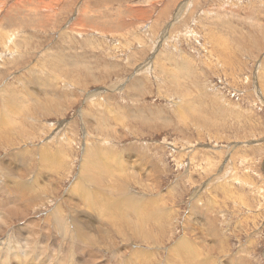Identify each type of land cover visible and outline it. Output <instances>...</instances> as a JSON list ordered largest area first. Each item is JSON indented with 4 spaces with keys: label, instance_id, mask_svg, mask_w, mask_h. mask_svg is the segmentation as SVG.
I'll use <instances>...</instances> for the list:
<instances>
[{
    "label": "rangeland",
    "instance_id": "374dc122",
    "mask_svg": "<svg viewBox=\"0 0 264 264\" xmlns=\"http://www.w3.org/2000/svg\"><path fill=\"white\" fill-rule=\"evenodd\" d=\"M176 68L185 73L172 80ZM12 90L28 105L0 137V172L21 168L12 183L0 173V200L22 201L18 185L28 181L48 200L0 223L6 246L18 245V228L29 232L28 264L175 263L181 238L195 245L199 264H264V0H0V118L17 107ZM87 149L127 175L131 186L109 179L118 189L142 197L144 235L102 218L81 225L97 216L82 198L97 186L80 174ZM44 152L63 156L61 166L55 157L56 165L42 163ZM55 203L68 220L78 213L85 239L68 221L63 240L55 228L46 239L54 244L39 249L46 235L38 219ZM21 245L12 255L0 249L7 264H20Z\"/></svg>",
    "mask_w": 264,
    "mask_h": 264
},
{
    "label": "bare ground",
    "instance_id": "6f19581e",
    "mask_svg": "<svg viewBox=\"0 0 264 264\" xmlns=\"http://www.w3.org/2000/svg\"><path fill=\"white\" fill-rule=\"evenodd\" d=\"M46 9V8H45ZM143 21V20H142ZM16 34V33H15ZM19 34V33H18ZM219 37V36H218ZM10 41V40H9ZM11 42V41H10ZM7 44V43H6ZM103 44V43H102ZM57 60V59H56ZM58 61V60H57ZM56 61V62H57ZM54 63H55V61H54ZM53 63V64H54ZM53 66V65H52ZM58 66V65H57ZM57 66H55V67H57ZM185 66H187L186 64H185ZM181 67V66H180ZM60 68H63L62 69V71L63 72H65L66 70H68L69 68H67L66 67V65L65 66H63V67H59V69ZM182 68V67H181ZM53 69V68H52ZM55 69V68H54ZM57 69V68H56ZM177 69V70H176ZM175 69V71H173L172 72V74H171V79L173 80V78L174 79H176L179 75H181V74H183L184 75V71L182 70V69H178V68H176ZM57 71V70H56ZM181 71V72H180ZM60 73V72H59ZM59 73H57V75L59 74ZM65 74V73H64ZM173 74H174V77H173ZM114 83V82H113ZM45 84H43L42 86L44 87V92H45V94L47 93V91H46V87L44 86ZM48 87V86H47ZM107 89V88H106ZM105 89V90H106ZM102 90V89H101ZM113 90V89H112ZM11 92V93H10ZM9 93H10V95H16V98L18 97L17 95H18V93H14V91L12 90V91H10ZM53 95V94H52ZM51 95V97H53ZM30 96V95H29ZM50 96V95H49ZM31 97L34 99V101L38 98L37 96H33L32 94H31ZM10 99L11 100H13L11 97H10ZM18 99V98H17ZM53 99V98H52ZM52 99H50V98H48V100H47V103H52ZM31 100V99H30ZM17 102L18 103H16V105H17V107H15L14 109H11V110H3L4 111V113H6L5 115H3L2 114V117L0 118V137H3V134L5 135H7L9 132H10V129H11V126H9V123L10 122H13V121H15L16 119H17V115H20L21 117H23L24 116V114H26V112H27V110H26V108H27V105H28V103L27 104H25L23 101H22V99H18L17 100ZM37 102H40V101H37ZM92 102V101H91ZM92 104H93V102H92ZM91 104V105H92ZM94 106V105H93ZM95 106H96V104H95ZM94 106V107H95ZM98 106V105H97ZM4 107V106H3ZM99 107V106H98ZM134 107V106H133ZM100 108V107H99ZM3 109V108H2ZM96 109H98L97 107H96ZM6 111V112H5ZM107 111L110 113V115L113 117V120L116 122V121H119V118H120V116H119V114L117 115V113H114V110L113 109H110V108H107ZM192 112L194 113L195 112V110L193 109L192 110ZM102 113V112H101ZM28 114V113H27ZM31 114V113H30ZM107 114V113H106ZM121 115V114H120ZM1 116V115H0ZM100 117V119H102V117L101 116H99ZM107 119V116H105V117H103V121L104 120H106ZM128 121V120H127ZM120 122H121V119H120ZM15 123H17L16 121H15ZM157 124V123H156ZM130 125V124H129ZM133 125V124H132ZM131 126V125H130ZM129 126V127H130ZM102 127H104V126H102ZM126 127V126H125ZM16 128V127H15ZM127 128V127H126ZM3 129V130H2ZM18 129V130H17ZM16 130H17V132L18 133H21V132H24L25 131V129H21L20 127H18ZM129 129V128H128ZM109 131V129L108 128H106L105 129V132L107 133ZM103 133V132H102ZM13 134V133H12ZM26 134V133H25ZM137 134V133H136ZM9 135V134H8ZM14 135V134H13ZM104 135V134H103ZM103 137V139L105 138V136H102ZM106 139V138H105ZM103 142V141H102ZM106 142V141H105ZM107 144H108V142H107ZM94 145H96V144H94ZM24 146H26V145H24ZM89 147V146H88ZM90 148V147H89ZM26 149V148H25ZM95 150V151H94ZM94 150H91V152H92V154H91V152H88V149L87 150H85L86 152H85V156H84V159H82V164H81V170H80V174H81V176H82V179H83V184H93V185H97L95 188H93V191H95V193L96 194H94L93 192H92V190H89V189H85V194H83L82 195V198H84L85 200H86V202H84L85 204H86V206L88 207V208H90L93 212H95V214L97 215V216H93V217H88L87 216V218L85 219V220H83L82 222H81V225H83L84 226V228H85V226L86 225H90V227L93 225V218H95L96 220L99 218H102V219H107V224H108V226H110L109 228H112V227H116L117 229H115L116 231H123L125 228L128 230V229H130V233H132L133 234V236L135 237V236H139V235H144V234H141L140 233V231H141V225L145 222V220H146V217H147V209L144 207V203H143V199H142V197L141 196H137V197H135V198H132L133 196L131 195V194H129V193H132V192H129L128 191V189H129V187L127 188V189H125L124 191H122L121 189H118L116 186H115V184H114V182H113V180L111 181V180H109L110 178H112L114 175H118V176H120V178H121V180H122V182L123 183H125L127 186L128 185H130V182L131 181H129L130 179L127 177V175H119V174H116L115 172L116 171H120V170H118V169H116V171H114V167H113V165H114V163H115V161H113L112 159H110V157L109 156H107V155H105V156H100V154H99V156L97 155L96 156V154H97V152L98 151H100V149L98 150H96V149H94ZM102 150V149H101ZM90 151V150H89ZM94 151V152H93ZM105 151V150H104ZM23 152H25V151H23ZM99 153H101V152H99ZM110 153V152H109ZM95 155V156H92V155ZM111 154V153H110ZM109 154V155H110ZM44 155H45V152H44ZM52 155V154H51ZM47 156V155H45V156H41V162L42 163H46L47 165L48 164H55L56 165V163H55V161H54V159L55 158H57V161L59 162V165H56V167L58 166V167H60L61 165H60V163H61V161H62V159H63V156ZM102 155H104V154H102ZM20 156V155H19ZM25 156V155H24ZM55 157V158H54ZM120 158V157H119ZM115 160V159H114ZM120 160V159H119ZM119 160H117V161H119ZM122 160V159H121ZM64 161V160H63ZM116 161V162H117ZM19 162H20V160H19ZM124 162V161H123ZM25 163V162H24ZM20 164V163H19ZM123 164V163H122ZM1 165V164H0ZM9 165L11 166V164H7V166H6V173H8V175L7 174H3L2 173V171L0 172L1 174H3V175H5L4 177H3V179L6 177V178H9L10 180L9 181H11V178H10V175L12 174V175H15L16 177H17V175L19 174V171H20V166L19 165H17V168H15V170L14 171H12V170H10L9 169ZM14 165V164H13ZM27 165V164H26ZM117 165V164H116ZM22 166V165H21ZM115 166V165H114ZM119 166V165H118ZM121 166V165H120ZM27 167V166H26ZM57 167V168H58ZM126 167V166H125ZM117 168V167H116ZM127 168V167H126ZM12 169V168H11ZM26 170H27V168H26ZM127 170V169H126ZM28 171V170H27ZM52 171H54V170H52ZM39 174V173H38ZM105 175V176H104ZM14 176V177H15ZM0 177H1V175H0ZM13 177V176H12ZM5 178V179H6ZM21 178V177H20ZM47 179V178H46ZM51 180V179H50ZM53 180H56V179H54L53 178ZM106 180H109V182L108 183H106ZM133 180V179H132ZM17 181H19L18 179H17ZM27 181V180H26ZM52 181V180H51ZM56 182V181H55ZM81 182V181H80ZM138 183H139V181H137ZM5 183H7V182H5ZM11 183H12V181H11ZM68 183V182H67ZM18 184V183H17ZM28 184V185H27ZM27 184H23V183H20V185H18V186H20V190H22L21 192H19L17 195H19L20 196V198H23V200L22 201H16V199H15V197H12L11 195L10 196H7L6 197V199H2V200H0V223H2V224H6L7 225V223H8V219H11V220H13L18 214H20V215H25V213H26V211L28 210V208L30 209V202L31 201H34V200H39V206H42V204H44L45 203V201L47 200V199H43V198H41L39 195H36V193L40 190V188H39V186H37V187H33L32 188V186H34V185H32V183L30 182V181H28L27 182ZM9 185V184H8ZM32 185V186H31ZM108 185H113L115 188V190L117 191V194L115 195V194H113L114 196L112 197V191H109L108 190ZM104 187V189H105V196L102 194V192H101V187ZM131 186V185H130ZM2 187V186H1ZM84 187V186H83ZM88 187V186H87ZM93 187V186H92ZM15 188V187H14ZM97 188H98V191H97ZM107 188V189H106ZM133 188V187H132ZM72 189L73 188H71L70 189V193L72 194ZM142 189V188H141ZM147 189H149V188H147ZM75 190H76V188H75ZM80 190V189H79ZM130 190V189H129ZM7 191V190H6ZM47 190L46 189H44L43 190V192H46ZM49 191V190H48ZM78 192V191H77ZM92 192V194H90ZM115 193V192H114ZM13 195V194H12ZM41 195V194H40ZM93 195L95 196L96 195V197L93 199L92 197H93ZM103 195V196H102ZM131 195V196H130ZM138 195V194H137ZM3 196V195H2ZM79 196H80V194H79ZM103 197L104 199L102 200L101 199V197ZM71 198H73V197H71ZM76 198V197H75ZM97 198V199H96ZM132 198V199H131ZM104 200H105V202H104ZM48 201V200H47ZM46 201V202H47ZM71 201V203H69V205L71 206V207H73L75 210H78V202L77 201H74V200H70ZM80 202V201H79ZM28 203V204H27ZM37 203V202H36ZM106 203V204H105ZM83 204V203H82ZM62 206L63 205H59V204H52V209L51 210H49L48 211V214H46V215H44V216H41V217H39V219H38V223H39V225H44V226H41V229H42V233L44 234L45 233V235L46 236H44L45 237V239L40 243V247H39V249H44V247L46 246V244L48 243V244H50V245H53L54 243L52 242V241H48V240H46V239H49V235H50V233L53 231H55L54 229L56 228L57 230H58V234L56 235L57 237H59L58 239H60L61 238V235H64L65 234V232H66V223L69 221L71 224V226H72V228H73V231H74V234H75V239H77V240H83V239H85V238H83L84 237V233H83V231L82 230H80V228H79V226H78V213L76 212L74 215H72L71 214V211H70V219L68 220V219H66V217H64V214L62 213V212H64L63 211V209H62ZM81 206V205H80ZM143 206V207H142ZM23 207V208H22ZM104 207V208H103ZM67 209V208H66ZM31 210V209H30ZM137 211H139L140 212V214L138 215L137 214ZM142 212V213H141ZM56 213V215H54L53 217H52V215L53 214H55ZM68 213V212H67ZM132 215V216H131ZM15 216V217H14ZM129 217V218H128ZM57 218V219H56ZM59 218H60V220H59ZM131 218V219H130ZM36 219V218H35ZM58 220V224L59 225H53V223H52V221H54V220ZM98 219V220H99ZM102 219L100 220V222L102 221ZM128 219H130L131 221L130 222H128L129 220ZM98 220H97V222H98ZM35 222V221H34ZM57 222V221H56ZM106 222V221H105ZM102 223V222H101ZM103 223H104V220H103ZM25 224V223H24ZM27 224V223H26ZM48 224H50V225H48ZM65 224V225H64ZM94 224H95V222H94ZM97 224H99V223H97ZM97 224H95V225H97ZM5 225V226H6ZM29 225V224H28ZM51 226V227H48V226ZM106 225V224H105ZM104 225V226H105ZM133 227H132V226ZM29 226H31V225H29ZM74 226V227H73ZM101 226V225H100ZM103 226V227H104ZM131 226V227H130ZM88 228V229H91V228ZM97 228H99V227H97ZM21 229V230H20ZM27 229V228H26ZM29 229H31V228H29ZM83 229V228H82ZM99 229H101V228H99ZM1 230V229H0ZM23 229L22 228H18L17 229V236H18V239H19V242H18V245H21L20 243L21 242H23V246L21 245L20 247H21V250H20V252H21V255H22V260H21V262H20V264H28V262H27V259H28V256L30 255V254H28V253H26L27 251H28V248H29V242L28 241H30L31 240V237H30V239H29V234H27V233H29V232H27L26 234L25 233H23V231H22ZM102 230V229H101ZM114 230V229H113ZM28 231V230H27ZM34 232H36V230H33ZM38 231V230H37ZM39 232V231H38ZM38 232H36V234L38 233ZM50 232V233H49ZM56 232V231H55ZM96 232H97V230H96ZM31 233V232H30ZM94 233V232H93ZM98 233V232H97ZM103 233H104V231H103ZM117 233V232H116ZM125 233H126V231H125ZM53 234V233H52ZM119 234V233H118ZM117 234V235H118ZM34 235V234H33ZM99 235H100V233H99ZM98 235V236H99ZM145 235L147 236V238L148 237H150V234L149 233H146L145 232ZM22 236H24V237H22ZM42 236V235H41ZM114 236H116V235H114ZM126 236V235H125ZM125 236H124V238H125ZM155 236V235H154ZM40 237V236H39ZM43 237V236H42ZM88 237V236H87ZM106 238H107V236H105ZM126 237H128V236H126ZM79 238V239H78ZM146 238V239H147ZM8 239V238H7ZM16 239V238H15ZM17 239V240H18ZM24 239V240H23ZM32 239H33V237H32ZM36 239H38V238H35V240ZM42 239V238H41ZM62 239V238H61ZM100 239V238H99ZM158 239V238H157ZM21 240V241H20ZM26 240V241H25ZM57 240V239H56ZM63 240V239H62ZM127 240V239H126ZM149 240V239H148ZM9 242H10V239L8 240ZM61 241V240H60ZM74 241H76V240H74ZM152 241V240H151ZM9 242L7 243V246H6V242L5 243H3V241H0V249H3V250H5L6 248H8V250L6 251V252H4L5 254H13V251H14V249H18V245L17 246H15V247H13V245L10 247V246H8V245H10L9 244ZM57 242V241H56ZM190 241H187L186 239H184V238H181L180 240H179V242L178 243H175L174 244V249H176V252H175V254L177 253V255H175L176 257H175V263H177V264H199V261H200V263H201V260H199L198 258H200V257H198L197 258V256H196V254H194V249H193V247L195 246H192V244H190L189 243ZM17 243V242H16ZM109 243V242H108ZM4 244H5V246H4ZM102 244V243H101ZM179 245V246H178ZM33 246V245H32ZM36 246V245H35ZM60 248L63 250V243L62 244H60ZM110 246V245H109ZM100 247V246H99ZM113 247V246H112ZM186 248L187 250H189V252H190V254H187L188 256H186L185 257V260H182L181 259V256L179 255V252H178V250L179 249H183V248ZM55 248V247H54ZM57 248V247H56ZM55 248V249H56ZM59 248V247H58ZM58 248H57V250H58ZM172 248V247H171ZM195 248V247H194ZM37 249V248H36ZM148 249V248H147ZM151 249V248H150ZM35 250V249H34ZM57 250L55 251V252H57ZM76 249H75V247H73V246H71L70 245V250L69 251H75ZM9 251V252H8ZM60 251V250H59ZM58 251V252H59ZM8 252V253H7ZM46 252V251H45ZM188 252V253H189ZM61 253V252H60ZM35 254H37V261H43L42 260V257L44 258V250L43 251H41V252H39V253H35ZM56 254H58V253H54V255H55V259H57V256H56ZM63 254V253H62ZM74 254V253H73ZM170 254V253H169ZM181 254V253H180ZM123 255V254H122ZM151 255V254H150ZM194 255V256H193ZM46 256V255H45ZM52 256H53V254H52V252H49V255H48V257L46 258V259H48V261L50 262V261H52ZM69 257H70V255H68ZM143 256V255H142ZM171 256V255H170ZM182 256H183V254H182ZM72 257H74L75 258V256L74 255H72ZM12 258V257H11ZM145 258H147V257H145ZM150 257H148V259H149ZM172 258V257H171ZM170 258V259H171ZM39 259H41V260H39ZM7 257H6V255H4V254H2V255H0V264H7ZM141 260V259H140ZM58 261V260H57ZM143 261H144V259H143ZM150 261V260H149ZM48 262V263H49ZM167 262V261H166ZM62 263H63V261H62ZM62 263H60L59 261H58V264H62ZM151 263H152V261H151ZM161 263V262H160ZM174 262H173V259H171L170 261H169V264H175ZM206 263V262H205ZM144 264V263H143ZM147 264V263H146Z\"/></svg>",
    "mask_w": 264,
    "mask_h": 264
}]
</instances>
